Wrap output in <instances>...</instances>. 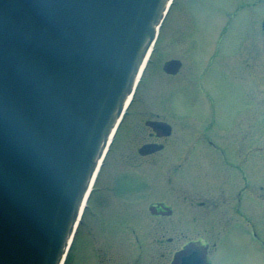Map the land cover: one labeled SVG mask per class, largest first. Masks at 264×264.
I'll list each match as a JSON object with an SVG mask.
<instances>
[{"label": "water", "instance_id": "water-1", "mask_svg": "<svg viewBox=\"0 0 264 264\" xmlns=\"http://www.w3.org/2000/svg\"><path fill=\"white\" fill-rule=\"evenodd\" d=\"M167 2L0 0V264L60 263Z\"/></svg>", "mask_w": 264, "mask_h": 264}, {"label": "flooded vegetation", "instance_id": "flooded-vegetation-1", "mask_svg": "<svg viewBox=\"0 0 264 264\" xmlns=\"http://www.w3.org/2000/svg\"><path fill=\"white\" fill-rule=\"evenodd\" d=\"M214 58L212 54L206 67L192 70L199 73L197 88L186 89L179 112L167 117L151 111L147 117L145 111L131 128L132 150L123 156L129 161L132 155L129 164L137 167L143 159L149 162L150 191L138 201L140 205L149 199V206L119 212L113 194L124 190L125 179L113 185L107 181L101 188L103 195L90 203L98 217V208L105 217L112 212L116 218L120 215L129 231L121 229L116 235L119 240L133 242L131 246L139 251L133 258L135 248L123 245L109 249L103 258L105 264H110L108 256L113 253L121 255V264H263L264 212L250 203L252 126L248 99L239 94L238 109L231 116H219L214 97L197 94L205 76L221 71V76L231 81L227 67L219 71L211 68ZM180 68L167 76L174 78ZM134 182L143 187V182ZM139 234L146 237L147 250Z\"/></svg>", "mask_w": 264, "mask_h": 264}, {"label": "rangeland", "instance_id": "rangeland-1", "mask_svg": "<svg viewBox=\"0 0 264 264\" xmlns=\"http://www.w3.org/2000/svg\"><path fill=\"white\" fill-rule=\"evenodd\" d=\"M164 18L134 99L126 108L124 119L111 141L64 264H105V253L123 245L135 248L133 258H137L138 247L131 246L133 242L119 240L116 235L121 229L129 231L121 216L116 218L112 212L105 217L98 208V217L90 203L103 195L101 188L107 186V181L113 185L114 181L125 179L124 190L113 194L116 202L114 205L120 208L119 212L124 213L139 205L138 201L145 192L150 191L148 183L152 181V177L146 159L137 167L129 164L133 159L130 154L134 151L129 152V161L123 156L132 150L129 144L134 142L131 128L135 119L139 114H145V111L147 117L151 115V111L167 117L172 112H179L182 109L180 100L186 89L196 87L198 82L195 78L199 73L195 71L194 74L192 70L206 67L212 54L215 58L211 61V68L219 71L218 69L227 67L226 72L231 81H226L227 78L221 76V71L218 75L213 73L207 78L205 76L201 84L202 91L197 94L204 98L213 96L219 116H231L238 109L239 94L248 99L252 126L250 203L253 208H263L264 212V0H173ZM171 61H179V67L174 70L166 69ZM179 68L180 71L174 78L167 76L166 73L176 72ZM230 68L234 70L235 77ZM154 99L157 101H152ZM225 120L227 121L226 118ZM241 121L243 129V120ZM135 180L143 182V187L137 186ZM149 201L143 199V204L139 206L147 207ZM139 235L147 250L146 237ZM114 254L112 257L108 256L109 263L121 264V255Z\"/></svg>", "mask_w": 264, "mask_h": 264}, {"label": "bare ground", "instance_id": "bare-ground-1", "mask_svg": "<svg viewBox=\"0 0 264 264\" xmlns=\"http://www.w3.org/2000/svg\"><path fill=\"white\" fill-rule=\"evenodd\" d=\"M149 52H150V50H149ZM149 54V53H148ZM148 54H147V56H148ZM88 193V192H87ZM88 195L86 194V196L84 197V200L83 201H85V199H86V197H87ZM85 204V202L83 203V205ZM63 261V260H62ZM61 261V263L60 264H62L63 262Z\"/></svg>", "mask_w": 264, "mask_h": 264}]
</instances>
